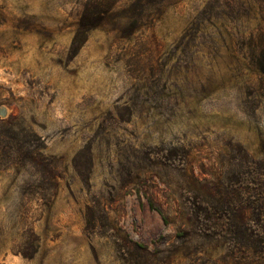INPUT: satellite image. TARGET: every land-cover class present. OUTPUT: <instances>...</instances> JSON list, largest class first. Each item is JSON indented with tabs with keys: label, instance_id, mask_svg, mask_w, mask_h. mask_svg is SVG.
<instances>
[{
	"label": "rangeland",
	"instance_id": "rangeland-1",
	"mask_svg": "<svg viewBox=\"0 0 264 264\" xmlns=\"http://www.w3.org/2000/svg\"><path fill=\"white\" fill-rule=\"evenodd\" d=\"M105 2L0 0V264H264V0Z\"/></svg>",
	"mask_w": 264,
	"mask_h": 264
},
{
	"label": "trees",
	"instance_id": "trees-1",
	"mask_svg": "<svg viewBox=\"0 0 264 264\" xmlns=\"http://www.w3.org/2000/svg\"><path fill=\"white\" fill-rule=\"evenodd\" d=\"M103 2V1H102ZM114 0H111V2H105L100 5V3H96V5L92 8L95 10V13H97V16L92 17V26H96V23L98 22V18L105 14H107L111 7L114 4ZM99 5V7L97 6ZM101 10V11H100ZM100 11V12H98ZM92 14V13H91ZM99 14V16H98ZM93 15V14H92ZM95 17V19H94ZM1 24V23H0ZM0 131H2L5 137H2L0 134V163H6L8 164V161L11 162V165L18 166V163L26 165H31L33 169H35L36 172L40 175H46V181L44 182V186L41 187L42 190H48L49 188L54 187V180L56 179V175L54 174V166L52 163H50L47 158L43 156L42 153L33 151L30 148H25L22 146L20 137H17V134L13 131L12 126L8 125V122L0 123ZM10 135V137H8ZM240 148V147H239ZM243 150V149H241ZM252 166L256 165V161L251 160L250 161ZM46 186V189L44 188ZM261 193H256L255 191L252 193L251 196V207L248 209L251 215L256 216L257 218L260 217V206H259V199H260ZM209 198L210 195L208 196ZM218 205L221 207H224L227 203H229V199L226 197L222 198L221 202H217ZM150 206L153 208V203L150 204ZM259 221V219H257Z\"/></svg>",
	"mask_w": 264,
	"mask_h": 264
}]
</instances>
